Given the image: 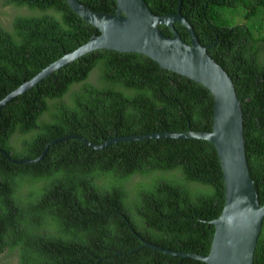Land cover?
Returning <instances> with one entry per match:
<instances>
[{
    "label": "trees",
    "instance_id": "trees-1",
    "mask_svg": "<svg viewBox=\"0 0 264 264\" xmlns=\"http://www.w3.org/2000/svg\"><path fill=\"white\" fill-rule=\"evenodd\" d=\"M142 1L155 16L177 8V0ZM78 2L114 14L110 0ZM179 14L233 85L248 175L261 207L264 0H179ZM157 29L171 36L167 27ZM173 29L189 43L180 24ZM93 30L98 35L64 0H0V100L86 43ZM211 123L212 100L204 87L143 55L101 49L3 106L0 150L12 160H29L63 136L99 145L152 132H207ZM222 205L220 166L203 140L159 138L91 150L68 139L30 164H13L0 154V264H204L141 244L206 255L210 221ZM253 264H264V218Z\"/></svg>",
    "mask_w": 264,
    "mask_h": 264
},
{
    "label": "water",
    "instance_id": "water-1",
    "mask_svg": "<svg viewBox=\"0 0 264 264\" xmlns=\"http://www.w3.org/2000/svg\"><path fill=\"white\" fill-rule=\"evenodd\" d=\"M69 10L94 27L83 45L63 55L41 69L0 100V109L16 96L36 86L58 68L94 50L137 53L157 64L204 87L212 100L211 130L207 132H152L128 137H113L93 145L77 135H68L48 142L38 157L12 160L4 151L0 154L13 164L40 161L48 148L68 139L80 141L91 150H101L110 144L152 139L203 140L212 145L221 170L223 205L220 214L210 224L213 234L206 255L163 250L142 242V247L168 256L190 258L204 264H253V253L264 218V205L259 206L253 183L249 178L242 136V115L233 85L225 72L206 54V48L196 40L191 27L179 14V0L174 14L155 16L142 0H110L114 14L96 13L78 0H64ZM180 24L189 39L185 44L173 29ZM165 26L171 36H163L157 26Z\"/></svg>",
    "mask_w": 264,
    "mask_h": 264
},
{
    "label": "rangeland",
    "instance_id": "rangeland-1",
    "mask_svg": "<svg viewBox=\"0 0 264 264\" xmlns=\"http://www.w3.org/2000/svg\"><path fill=\"white\" fill-rule=\"evenodd\" d=\"M8 9H9V8H7V10H8ZM7 10H6V11H7ZM20 12H21L22 14H28V12H26V11H25V10H23V9H22ZM9 13H10V16H12V15H13V13H12V10H11V9H9ZM32 14L34 15L35 13H32Z\"/></svg>",
    "mask_w": 264,
    "mask_h": 264
}]
</instances>
